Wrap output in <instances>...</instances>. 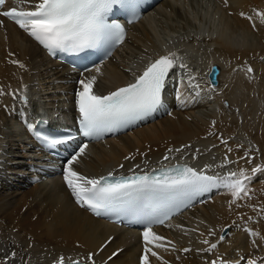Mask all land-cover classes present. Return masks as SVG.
I'll return each mask as SVG.
<instances>
[{"label":"bare ground","instance_id":"obj_1","mask_svg":"<svg viewBox=\"0 0 264 264\" xmlns=\"http://www.w3.org/2000/svg\"><path fill=\"white\" fill-rule=\"evenodd\" d=\"M14 1L22 7L38 2ZM147 11L129 23L117 48L82 71L47 55L18 25L0 16V87L7 93L27 86V103L0 96V264H55L61 256L86 259L89 253L99 264H141L144 229L123 228L92 215L67 188L63 169L82 146L84 152L72 167L86 177L145 166L179 153L185 158L227 157L233 162L227 164L228 172L244 168L250 173L253 167L264 166V23L256 15L264 13V0H157ZM168 52L177 54L176 63L187 66L178 68L191 73L198 87L189 81L169 83L167 96L159 103L162 110L154 116L86 144L72 142L73 155L50 164L28 129L37 106L51 105L68 118L80 80L95 76L93 90L105 92ZM212 66L213 82L207 76ZM178 148L182 150L168 151ZM129 156L134 159L126 160ZM204 164L210 170L216 167ZM250 188L252 199L237 201L240 207L230 206V194L219 189L154 225L152 232L163 239L147 247L161 259L148 253L150 264H247L249 259L261 264L264 172L256 174ZM205 239L208 244L202 243ZM156 243L164 247H154ZM212 243L217 248L205 251Z\"/></svg>","mask_w":264,"mask_h":264},{"label":"snow or ice","instance_id":"obj_2","mask_svg":"<svg viewBox=\"0 0 264 264\" xmlns=\"http://www.w3.org/2000/svg\"><path fill=\"white\" fill-rule=\"evenodd\" d=\"M4 3L5 0H0V5ZM124 3L125 0H38L34 3L32 10H25L24 8L18 10L13 7L7 11H0V16L13 21L49 54H54L56 50L81 51L86 48L97 47L101 43H122L125 34L124 28L120 24L107 22V17L115 5H123ZM240 15L252 21V17L246 16L245 13L242 12ZM256 15L260 18V22L264 23V13L257 11ZM2 23L0 21V26ZM252 26L255 29V22ZM177 59L175 52L158 56L144 67L142 73L135 77L133 83L117 88L107 95H98L93 91L95 76L80 80L81 90L75 93V102L83 135L96 136L105 128L136 118L156 107L160 103L161 91L169 71L176 65ZM10 62L18 64L20 68L25 67L19 61ZM179 66L187 68L184 64ZM96 71L99 72V68ZM248 71L251 72L252 69L248 68ZM194 79V77L189 76V84L195 88L198 85L193 83ZM22 89L23 91L17 90L16 92L10 89L5 93L4 89L0 87V96L11 95L13 99L27 103L25 94L27 86L22 85ZM212 123L214 125L215 121ZM45 142L54 146L62 141L50 139ZM222 143L226 144L227 141L222 140ZM84 147L86 146H82L79 152L67 161L63 169V179L76 203L81 207H86L96 215L112 211L125 198L137 193H156L171 200L179 196H194L212 188L224 189L231 196L229 205L236 204L237 207H240L241 205L237 204V201L252 199L250 184L257 173L264 172V166L257 165L251 169L250 173L247 169L241 168L221 176L206 174V170L210 166H206L200 171L185 166L173 168L170 171L162 170L160 175L145 173L116 177L109 172L107 176L86 177L73 170L72 167L77 157L83 154ZM182 148L169 149L168 151L179 152ZM245 157L248 163L252 162V157L247 152ZM125 159H134V157L129 156ZM167 159L169 157L166 154L164 160ZM229 163L233 162L225 157L221 167ZM248 206L256 210L254 206ZM158 211L159 208H153L144 212L143 217L150 222L163 224L168 219V215L164 214L161 219L157 216ZM261 211H264V208ZM249 220H252V217H249ZM246 231L250 235H257L251 229H246ZM213 234L210 230L209 235ZM143 237L146 247L145 255L140 257L141 264H150L148 253L156 259H161L157 252L147 245L154 241H161L163 238L152 232L151 226L145 227ZM222 239L223 237H221ZM202 243L208 244L209 242L205 239ZM154 247H164V245L156 243ZM216 248L217 244L212 243L205 251ZM183 251L188 252L190 249L185 248ZM11 255L14 257L15 253L13 252ZM93 255V253H89L86 257L90 264H95ZM68 259L70 264H81L80 260ZM55 264H65V257H59ZM212 264H217V261H213ZM247 264H257V260L249 259ZM261 264H264V260L261 261Z\"/></svg>","mask_w":264,"mask_h":264},{"label":"water","instance_id":"obj_3","mask_svg":"<svg viewBox=\"0 0 264 264\" xmlns=\"http://www.w3.org/2000/svg\"><path fill=\"white\" fill-rule=\"evenodd\" d=\"M215 71H216V67L215 66H212V68L210 69V71L208 73L211 81H214L215 80V77H214Z\"/></svg>","mask_w":264,"mask_h":264}]
</instances>
